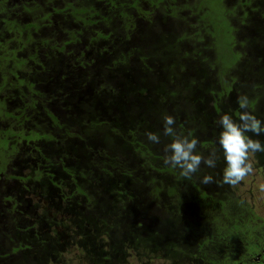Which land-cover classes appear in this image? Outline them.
<instances>
[{"label": "trees", "instance_id": "trees-1", "mask_svg": "<svg viewBox=\"0 0 264 264\" xmlns=\"http://www.w3.org/2000/svg\"><path fill=\"white\" fill-rule=\"evenodd\" d=\"M211 1L20 0L17 12L0 0V115L25 128L0 125V264H68L70 246L84 264H264V219L229 185L200 182L222 180L218 122L238 119L239 96L264 121V0H224L221 23ZM234 22L246 47L224 57L216 33L233 40ZM11 33L28 53L3 45ZM166 115L197 151L216 149L215 168L188 180L164 164ZM9 179L47 205L9 195Z\"/></svg>", "mask_w": 264, "mask_h": 264}, {"label": "clouds", "instance_id": "clouds-1", "mask_svg": "<svg viewBox=\"0 0 264 264\" xmlns=\"http://www.w3.org/2000/svg\"><path fill=\"white\" fill-rule=\"evenodd\" d=\"M241 109L238 119L225 113L219 119L222 131L219 134V144L223 149L226 167L223 169L221 181H216L211 174H206L201 183L209 185L217 183L237 187L246 177L254 172L253 157L255 153H264V143L254 137L264 134V121H261L249 110V100L246 95L238 97ZM176 121L172 115L164 117L163 135L171 137V142L164 147V164L180 170L181 177L191 180L193 174L201 169V165L215 168L218 160L217 151L213 148L207 155L197 151L199 139L182 135L175 127ZM251 133L252 135H249ZM148 141L159 144L160 136L148 132ZM264 191V187L261 189Z\"/></svg>", "mask_w": 264, "mask_h": 264}, {"label": "rangeland", "instance_id": "rangeland-1", "mask_svg": "<svg viewBox=\"0 0 264 264\" xmlns=\"http://www.w3.org/2000/svg\"><path fill=\"white\" fill-rule=\"evenodd\" d=\"M223 3H225L224 0H215V2L213 0L211 1L212 6L214 7V9L211 7L214 11L213 17H216L218 21H219L220 14L222 12L220 11V9L222 8V6H224ZM5 4H7V6L17 7V9L15 10L19 11L20 0H6ZM230 8L231 7L228 5V9ZM219 23L221 22L219 21ZM236 29H237V26L234 22V27H232L234 36H233V40L231 39L230 41H229V38H226L223 35L224 33L222 29L218 30L216 33V35L218 36V48L224 57H226L227 55L226 50H225V46L227 45H230L232 50L234 52H237V54L239 53V55L241 56H242L241 46H244V48L246 47L244 43L245 40L243 41L241 33L238 32L240 34L238 35L236 31H234ZM22 34L11 33L10 35H6V34L3 35L4 37L2 38L4 40L9 39L8 41H10L9 43H7L8 42L7 41L6 44H3V45L10 50L18 51V53H22V54L28 53L29 52L28 47L24 45V42H23L24 34L23 35ZM0 40L2 39L0 38ZM20 46H24V47L21 49ZM26 49H27V52H26ZM220 66L221 67L223 66L222 62L220 63ZM223 81L226 83L227 86L232 85L233 81L231 79V73L223 76ZM226 85L225 84L222 85L224 89L226 88ZM4 111H6L9 115L12 114L15 116L18 114L17 110L10 103H7L4 106ZM0 125H2L3 127L7 129H10L11 132H22L25 129L24 126L22 125L19 126V124L16 123L11 117H8V116L6 117L3 115H0ZM24 134H26V131ZM9 137L11 138L15 136L13 133H11L9 134ZM18 146L21 147L20 151L18 150L20 153H13L12 155L16 157L18 156V158L22 159L21 155H24L25 153V150H24L25 144L19 143ZM253 163H254L253 174L246 177L244 181H242L237 187L235 188L232 187V189L234 190V193L239 198L243 199L245 202H247L250 206L253 207L257 215H259L261 218L264 219V191L261 190L262 187H264V166L256 165L254 162V157H253ZM13 164L15 165L13 167H15L14 169L16 170L15 172L16 175H20V176L28 175L32 172V170L29 169L27 166L23 167L21 165V162H14ZM6 183L7 185L4 186V188L7 189V192H10L9 195H11L12 197H18L22 193H25L24 198L30 197L31 199L33 198L34 201L36 202L39 201L41 208H44V206L47 205V202L45 200L41 199L42 200L41 201L40 198H38L35 194L29 195L26 192H22L23 190H19L20 183H18L15 179H9V181H7ZM19 192L20 194L18 195ZM64 257L66 258L68 264H84V259L82 257V254L77 247L70 246L67 249ZM128 264H165V262L162 260H158V259H152V260L138 259L135 255H131L128 259Z\"/></svg>", "mask_w": 264, "mask_h": 264}]
</instances>
